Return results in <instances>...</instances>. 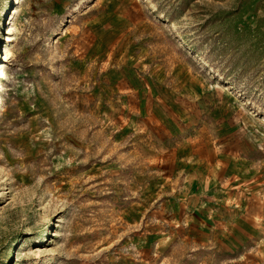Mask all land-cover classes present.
Listing matches in <instances>:
<instances>
[{
	"label": "rangeland",
	"instance_id": "1",
	"mask_svg": "<svg viewBox=\"0 0 264 264\" xmlns=\"http://www.w3.org/2000/svg\"><path fill=\"white\" fill-rule=\"evenodd\" d=\"M0 264H264V0H0Z\"/></svg>",
	"mask_w": 264,
	"mask_h": 264
}]
</instances>
